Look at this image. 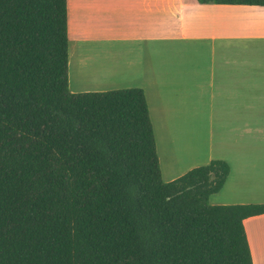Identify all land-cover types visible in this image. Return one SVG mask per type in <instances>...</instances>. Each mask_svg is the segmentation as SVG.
I'll use <instances>...</instances> for the list:
<instances>
[{"label": "trees", "instance_id": "trees-1", "mask_svg": "<svg viewBox=\"0 0 264 264\" xmlns=\"http://www.w3.org/2000/svg\"><path fill=\"white\" fill-rule=\"evenodd\" d=\"M68 41L67 0H0V264H253L264 204L210 202L223 159L164 181L143 89L70 91Z\"/></svg>", "mask_w": 264, "mask_h": 264}, {"label": "crops", "instance_id": "crops-1", "mask_svg": "<svg viewBox=\"0 0 264 264\" xmlns=\"http://www.w3.org/2000/svg\"><path fill=\"white\" fill-rule=\"evenodd\" d=\"M67 25L70 91L142 88L164 181L223 159L210 202L264 204V6L67 0ZM244 227L264 264V214Z\"/></svg>", "mask_w": 264, "mask_h": 264}, {"label": "rangeland", "instance_id": "rangeland-1", "mask_svg": "<svg viewBox=\"0 0 264 264\" xmlns=\"http://www.w3.org/2000/svg\"><path fill=\"white\" fill-rule=\"evenodd\" d=\"M215 200H217V199H215Z\"/></svg>", "mask_w": 264, "mask_h": 264}]
</instances>
